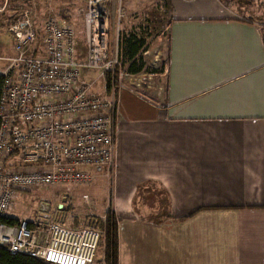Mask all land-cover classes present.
Returning <instances> with one entry per match:
<instances>
[{
	"label": "crops",
	"instance_id": "1",
	"mask_svg": "<svg viewBox=\"0 0 264 264\" xmlns=\"http://www.w3.org/2000/svg\"><path fill=\"white\" fill-rule=\"evenodd\" d=\"M168 12L161 87L119 89L115 167L99 175L113 182L118 264H264L261 14L221 0Z\"/></svg>",
	"mask_w": 264,
	"mask_h": 264
},
{
	"label": "built area",
	"instance_id": "2",
	"mask_svg": "<svg viewBox=\"0 0 264 264\" xmlns=\"http://www.w3.org/2000/svg\"><path fill=\"white\" fill-rule=\"evenodd\" d=\"M81 2L82 58L66 18H48L41 33L29 11L7 24L13 46L0 56V218L11 217L14 201L36 188L87 184L114 170L117 92L134 77L119 59L123 0ZM37 209L30 219L0 221V247L51 264H94L99 229L64 224L45 200Z\"/></svg>",
	"mask_w": 264,
	"mask_h": 264
},
{
	"label": "rangeland",
	"instance_id": "3",
	"mask_svg": "<svg viewBox=\"0 0 264 264\" xmlns=\"http://www.w3.org/2000/svg\"><path fill=\"white\" fill-rule=\"evenodd\" d=\"M167 0H123V15L119 22V34L122 30H128L131 27H140L147 33V45L142 51L141 56L146 63V70L139 74H134L130 79L125 78L121 84L123 88H137L141 91H156L162 84L161 74L158 71L164 63L167 48V21L169 18L168 9L165 6ZM221 2L230 10L238 9L239 12L247 16V12L260 13L264 23V0H253L245 8L237 5L232 0H221ZM244 7V6H242ZM246 7L248 10H246ZM25 11L30 12V19L34 26L41 33L42 24L50 17H62L70 20L73 24L78 42L79 55H84L86 46L84 38L83 23V4L81 0H0V56L12 54L13 40L7 30L8 22L17 19ZM244 17V16H243ZM2 62H0V65ZM86 77L94 80L97 73L90 71ZM105 78L97 81L96 89L103 92ZM163 88L160 89L162 92ZM113 195V182L110 177L98 176L87 184H64L60 186H48L36 188L31 192L19 196L12 208V216L20 219H30L37 213L38 204L45 200L51 204L56 218L69 226L87 225L94 227L98 219L104 218L105 211L111 206L109 204ZM151 197H148L146 207L155 206L151 203ZM160 214L165 210L158 204ZM137 203H133V211L138 214ZM112 210V209H111ZM119 219V218H118ZM145 220V219H143ZM141 228V224H137ZM133 225L128 221L119 222V231L127 232ZM143 227V226H142ZM100 230V229H99ZM101 231V230H100ZM102 232V231H101ZM102 248L99 247L94 264H103ZM124 264H130L124 259Z\"/></svg>",
	"mask_w": 264,
	"mask_h": 264
},
{
	"label": "trees",
	"instance_id": "4",
	"mask_svg": "<svg viewBox=\"0 0 264 264\" xmlns=\"http://www.w3.org/2000/svg\"><path fill=\"white\" fill-rule=\"evenodd\" d=\"M239 6L249 5L253 0H232ZM168 9V0L165 2ZM8 22V25L14 22ZM147 33L140 27H131L128 30H122L119 34V59L125 66L126 72L139 74L146 70V63L141 56L142 51L147 45ZM109 81V80H108ZM109 87V84H108ZM2 88V78L0 77V91ZM15 217H2L0 221L14 224L17 222ZM94 228L102 231V237L99 247L102 248L103 264H118V220L113 210L107 209L103 219H98L94 223ZM0 264H51L42 259L34 258L23 254H10L5 247H0Z\"/></svg>",
	"mask_w": 264,
	"mask_h": 264
}]
</instances>
